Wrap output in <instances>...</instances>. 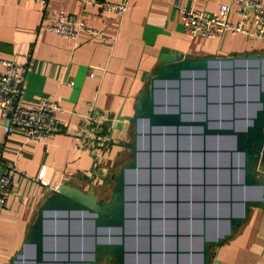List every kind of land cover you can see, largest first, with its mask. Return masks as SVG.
I'll return each mask as SVG.
<instances>
[{
	"label": "water",
	"instance_id": "1",
	"mask_svg": "<svg viewBox=\"0 0 264 264\" xmlns=\"http://www.w3.org/2000/svg\"><path fill=\"white\" fill-rule=\"evenodd\" d=\"M107 199L68 184L36 210L8 264H217L264 211V52L161 55L146 75Z\"/></svg>",
	"mask_w": 264,
	"mask_h": 264
},
{
	"label": "crops",
	"instance_id": "2",
	"mask_svg": "<svg viewBox=\"0 0 264 264\" xmlns=\"http://www.w3.org/2000/svg\"><path fill=\"white\" fill-rule=\"evenodd\" d=\"M102 1L111 0H0V61L20 62L26 56L31 61L22 103L36 106L50 100L63 110L57 116L63 123L61 132L43 143L25 141L15 130L4 135L0 114V173L9 168L15 172L11 194L0 210V264H8L17 253L51 190L71 184L102 198L99 191L105 187L98 184L104 176L96 173L110 178L127 155L123 145L130 139V127L118 119L132 115L134 99L161 55L264 52V43L242 34L209 40L190 37L172 7L178 1L215 14L221 5H228V20L235 22L229 0H131L121 16L91 8V3ZM60 13L113 38L112 46L105 48L97 37L83 33L72 42L45 31L47 19ZM42 169L44 186L37 181ZM212 258L217 264H264V211L251 208L243 226L213 249Z\"/></svg>",
	"mask_w": 264,
	"mask_h": 264
},
{
	"label": "built area",
	"instance_id": "3",
	"mask_svg": "<svg viewBox=\"0 0 264 264\" xmlns=\"http://www.w3.org/2000/svg\"><path fill=\"white\" fill-rule=\"evenodd\" d=\"M43 3L44 0H30ZM131 0H111L91 3V8H97L103 13L123 15ZM234 9L232 14L235 22L228 20L231 10L228 5H221L217 13L208 14L192 8H187L173 1L172 7L179 15L183 30L190 36L198 39H219L222 35L230 36L242 34L247 38L264 43V4L261 0H229ZM43 29L57 37L69 41H76L80 33L98 38V43L110 48L113 38L103 36L95 29L86 26L74 17L60 13L56 17L47 19ZM29 56L20 62L0 61V114L4 119L2 132L7 135L11 130L18 131L25 141L43 143L53 139L61 132L63 123L58 115L63 110L57 102L42 100L36 106H27L22 103L24 77L30 68ZM71 86V83L69 84ZM87 120L90 115L84 116ZM97 138V141H100ZM95 166V165H94ZM93 168L95 169V167ZM42 171L37 177L39 185L44 186L41 180ZM14 170L9 168L0 173V210L4 209L11 194ZM257 178H264V165L258 160L254 167Z\"/></svg>",
	"mask_w": 264,
	"mask_h": 264
},
{
	"label": "rangeland",
	"instance_id": "4",
	"mask_svg": "<svg viewBox=\"0 0 264 264\" xmlns=\"http://www.w3.org/2000/svg\"><path fill=\"white\" fill-rule=\"evenodd\" d=\"M127 157H128V155H126V156L123 158L121 164H124V162L126 161ZM117 170H118V169H116L115 172H117ZM96 175H97L96 177H102V176H104V179H103V180H100L98 186L103 185V186L105 187V189H104L103 192H102V190L99 191V194H100V195L103 194V195H102V198H100V199H104V200H106L107 197H108V194H109L110 188H111V180H110V178H109L108 176H106L105 174H102L101 172L96 173ZM100 184H101V185H100ZM101 187H102V186H101ZM104 193H105V194H104ZM254 209H255V208H254ZM243 224H244V223H243ZM243 224H242L239 228H241V227L243 226ZM238 230H239V229H238ZM236 233H237V232H236ZM229 239H230V238H229ZM226 241H227V240H226ZM211 251H213V249H212Z\"/></svg>",
	"mask_w": 264,
	"mask_h": 264
},
{
	"label": "flooded vegetation",
	"instance_id": "5",
	"mask_svg": "<svg viewBox=\"0 0 264 264\" xmlns=\"http://www.w3.org/2000/svg\"><path fill=\"white\" fill-rule=\"evenodd\" d=\"M100 199V198H99ZM102 200H104V199H102ZM105 201V200H104ZM104 264H108V263H104Z\"/></svg>",
	"mask_w": 264,
	"mask_h": 264
},
{
	"label": "trees",
	"instance_id": "6",
	"mask_svg": "<svg viewBox=\"0 0 264 264\" xmlns=\"http://www.w3.org/2000/svg\"><path fill=\"white\" fill-rule=\"evenodd\" d=\"M125 163V162H124ZM122 165V164H121Z\"/></svg>",
	"mask_w": 264,
	"mask_h": 264
}]
</instances>
